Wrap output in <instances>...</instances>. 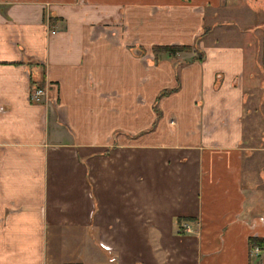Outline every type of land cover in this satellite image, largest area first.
Returning <instances> with one entry per match:
<instances>
[{"label":"crops","instance_id":"crops-1","mask_svg":"<svg viewBox=\"0 0 264 264\" xmlns=\"http://www.w3.org/2000/svg\"><path fill=\"white\" fill-rule=\"evenodd\" d=\"M236 1L0 0V264H264V42L222 23Z\"/></svg>","mask_w":264,"mask_h":264},{"label":"rangeland","instance_id":"rangeland-1","mask_svg":"<svg viewBox=\"0 0 264 264\" xmlns=\"http://www.w3.org/2000/svg\"><path fill=\"white\" fill-rule=\"evenodd\" d=\"M235 1L236 0H233V2ZM251 1L253 2V0ZM235 4L237 6H239V4H242V6H244L245 0H240L238 2L236 1ZM248 5L250 7H247V9L240 10L241 19L238 20L239 23L236 21L235 18H232L229 9L228 10L226 9L222 16L223 18L222 23L226 25H233V24L235 25L236 27L235 29L238 32L237 36H239L238 38L240 39V41L244 43L247 54L250 52V49L253 45L255 44L258 45L260 43V46H262V43L264 42V30L257 28L258 25L264 26V5L260 1H257L255 5H251L249 3ZM207 22H210L209 18H207ZM240 30L243 32L245 31L244 34L241 33V37L239 34ZM207 32H208V28L205 29L203 35L201 34V38L198 39H202L204 35L207 34ZM232 35L235 37V34Z\"/></svg>","mask_w":264,"mask_h":264},{"label":"trees","instance_id":"trees-1","mask_svg":"<svg viewBox=\"0 0 264 264\" xmlns=\"http://www.w3.org/2000/svg\"><path fill=\"white\" fill-rule=\"evenodd\" d=\"M258 1L262 2L263 5H264V1L263 0L262 1L261 0H258ZM193 49L198 50L197 49V44L188 45V46H186V45H184V46L175 45V46L156 47L155 48V51L157 53H159V52H166L168 55H173V54H175L176 52H179V51H192ZM200 58H201V56H200ZM33 74H39V75H37L39 77L38 80L35 79V78H32V80H31V88L34 91L35 89L44 86V80L42 79V76H43L42 73H39L38 70L36 72H34ZM263 245H264V241L261 238L253 237V238H251L249 240V247H250V250L251 251L254 250V248L256 246H259L260 248H262Z\"/></svg>","mask_w":264,"mask_h":264},{"label":"built area","instance_id":"built-area-1","mask_svg":"<svg viewBox=\"0 0 264 264\" xmlns=\"http://www.w3.org/2000/svg\"><path fill=\"white\" fill-rule=\"evenodd\" d=\"M48 97V91L45 86L39 87L35 89L30 96L31 101L36 102V103H41L43 102L44 99ZM186 232H192L189 227H184ZM261 248L259 246H256L254 248V252L258 254L260 252Z\"/></svg>","mask_w":264,"mask_h":264}]
</instances>
